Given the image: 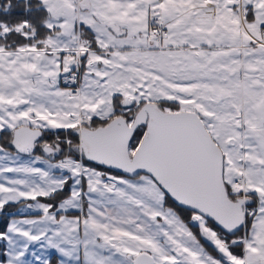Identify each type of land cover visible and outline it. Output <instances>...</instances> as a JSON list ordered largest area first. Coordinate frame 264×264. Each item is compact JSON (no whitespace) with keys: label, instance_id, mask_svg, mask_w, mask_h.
Here are the masks:
<instances>
[{"label":"snow or ice","instance_id":"1","mask_svg":"<svg viewBox=\"0 0 264 264\" xmlns=\"http://www.w3.org/2000/svg\"><path fill=\"white\" fill-rule=\"evenodd\" d=\"M0 264H264V0H0Z\"/></svg>","mask_w":264,"mask_h":264}]
</instances>
